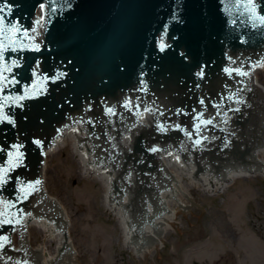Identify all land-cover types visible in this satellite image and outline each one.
Segmentation results:
<instances>
[{
	"label": "water",
	"instance_id": "water-1",
	"mask_svg": "<svg viewBox=\"0 0 264 264\" xmlns=\"http://www.w3.org/2000/svg\"><path fill=\"white\" fill-rule=\"evenodd\" d=\"M252 3L256 15L249 0H0L5 28L15 24L28 30L27 36L21 32L11 46L18 50L9 47L0 58V73L7 78L2 82L0 106L2 114L14 121L0 123V168H7L9 160L15 161L23 153L19 166L9 172L8 182L0 185V191L9 185L8 192L15 195L16 180L39 178L40 145L63 121L69 124L70 116L80 117L81 113L83 120L92 119L93 131L99 124L101 138L96 152L103 148L101 128L106 121L102 119L108 115L107 108L115 110L113 103H120L127 95L134 98L144 94L167 111L171 97L183 92L194 94L217 78L225 55L262 50L264 25L257 16L264 15V0ZM0 43L8 45L7 31L0 34ZM33 45H38L39 51H33ZM13 61L19 66H14ZM201 68L205 72L203 79L196 75ZM250 84L244 111L247 117L239 116L230 152L213 151V159L201 157L197 164L186 167L164 159L165 174L161 176L168 174L171 178L163 179L156 172L155 178L142 182L147 189L143 193H149L150 199L145 200L150 201L149 213L160 211L153 195L160 198L161 209L167 208V213L155 217L153 222L152 217L137 215L146 211L144 203H136L142 167L139 174H134L131 196L127 188L132 179L124 176L126 167L119 171L113 165L106 174L100 170L92 173L77 148L76 141H87L79 127L75 128L77 136L68 135L57 143L55 148L67 146L66 157L75 175L96 181L98 209L109 214L110 221H118V246H124V255H133L131 264H137L140 252L150 253L156 236L163 235V226H171V212L186 215V206H194V202L185 201L183 186L214 192L237 176L258 175L264 189V96H259L251 81ZM187 97L190 99L189 94ZM192 120L182 118L167 127L175 123L190 126ZM140 126L138 136L140 127L131 132L130 144L119 137L125 130L116 137L121 140L118 150L122 164L129 165V161L139 157L148 161L153 156L147 154L144 146L162 140L151 120L148 129L143 128L145 123ZM111 137L114 136L110 133L108 148ZM36 140L41 143L36 145ZM170 141L175 142L173 132L161 144L165 146ZM13 145L21 147L16 149ZM234 149L238 160L232 157ZM193 168L198 175L192 174ZM218 177L223 179L218 182ZM164 182L170 188L159 192ZM19 188L24 193L30 190L25 181ZM138 199L142 201L141 197ZM28 200V206L39 216L30 222L41 221V226H47L44 232L56 235V247H50L49 256L40 259L38 247L29 249L33 263L78 264L73 253L62 250L66 216H60L59 207L37 193L35 199L31 195ZM146 239L151 243L142 242ZM22 241L28 246L26 234Z\"/></svg>",
	"mask_w": 264,
	"mask_h": 264
},
{
	"label": "rangeland",
	"instance_id": "rangeland-1",
	"mask_svg": "<svg viewBox=\"0 0 264 264\" xmlns=\"http://www.w3.org/2000/svg\"><path fill=\"white\" fill-rule=\"evenodd\" d=\"M258 82L264 86L263 76ZM66 151L50 156L44 182L70 220L78 264H131L133 255H124V246H118V222L98 209L96 182L75 175ZM185 201L194 206H186V215L176 213L156 250L139 257L137 264H264V189L259 176L237 180L215 196L190 188ZM29 235L30 245L41 243L35 229Z\"/></svg>",
	"mask_w": 264,
	"mask_h": 264
},
{
	"label": "snow or ice",
	"instance_id": "snow-or-ice-1",
	"mask_svg": "<svg viewBox=\"0 0 264 264\" xmlns=\"http://www.w3.org/2000/svg\"><path fill=\"white\" fill-rule=\"evenodd\" d=\"M249 5L251 7V10L253 12L254 15H256L255 13V4L252 3V0H249ZM7 7V5H6ZM44 5L42 4L41 5V8H43ZM4 9L3 8H0V12H3ZM257 18L261 21L262 25H264V15H258ZM37 23H39V21H37ZM5 31H7V33L9 34V43L8 45H5L3 43H0V58L3 57V53L4 51L8 50L9 47H11L12 45H14L16 43V40L20 38V33L23 32V35L24 36H27V32L28 30H22L20 28H18L15 24H11L9 25L7 28H5V18L4 16H0V34H3ZM32 31H35V29H32ZM243 43V41H241ZM11 50L12 51H17L18 49L15 48V47H11ZM20 50H23V48H21ZM32 50L33 51H39V46L38 45H33L32 46ZM13 65L14 66H19L15 61H13ZM232 71H236L237 74L239 75H245L246 73H244L243 71L239 70V69H235V70H230V69H225V72L229 73V75H231ZM196 75L203 79L205 77V72H204V69L201 68L200 71H198L196 73ZM7 80L6 77H3V74L0 73V91H3V81ZM15 82V81H14ZM197 87H199V85H197ZM201 104H204V101L201 100L200 101ZM125 109L129 110V111H132V101L131 99H128L125 101V103L122 105ZM135 107L138 109L139 108V105H135ZM214 107H219L218 105H214ZM145 111H151L150 109H145ZM181 110H177V114H179ZM195 111V110H194ZM235 111H239V109H236ZM106 112L108 114H111V115H115V112L112 108H107L106 109ZM193 119L196 121V123L193 125V128H194V131L195 132H199L200 130V126L201 124H203L205 127L207 125H211L213 123V118H209V119H204V113L203 112H198L194 117ZM4 121H7L8 123H14V121H12L11 119H9L7 116L3 115L2 114V106H0V123L4 122ZM176 128L177 129H180L181 126L180 125H176ZM167 129L164 127V125H159L158 126V131H161V132H164L166 131ZM190 137L193 135L192 132H188L187 133ZM203 139H207L206 137H204ZM37 145H39L41 142L39 140H36L34 141ZM202 143V140H195L194 141V144L196 145H199ZM227 147V145H225ZM13 148H16V149H19L21 147V145H13L12 146ZM0 151H3V149H0ZM149 151L155 153L158 151L157 148L155 147H152L151 149H149ZM9 157L12 156V153L9 152L8 153ZM23 157V153H19L18 154V157L15 161H12V160H9L8 161V167L7 168H0V172H2L3 174L0 175V185H3V184H6L8 182L7 180V177H8V174L10 171L14 170L15 167L19 166V163H20V158ZM36 184H39L40 181H36L35 182ZM21 191L23 192V189H21ZM27 196H28V193H24V199H27ZM6 224H11V221L10 220H3V221H0V226H3V225H6ZM0 239H6V238H3V237H0ZM3 245H0V248H2Z\"/></svg>",
	"mask_w": 264,
	"mask_h": 264
},
{
	"label": "bare ground",
	"instance_id": "bare-ground-1",
	"mask_svg": "<svg viewBox=\"0 0 264 264\" xmlns=\"http://www.w3.org/2000/svg\"><path fill=\"white\" fill-rule=\"evenodd\" d=\"M263 76L264 78V71H259L256 72L255 75L253 76L251 82L253 84V86L255 87L256 91L258 92L259 96H264V86L260 85L258 82V77ZM67 147V146H66ZM65 147H60L57 148L52 154L50 155H55L56 152H59L61 150H63ZM55 149V148H54ZM50 158V157H49ZM48 157L47 162H48ZM47 166V163L45 165V168ZM45 171V169H44ZM43 171V172H44ZM258 175H249V176H237L234 179H232L231 181H229L228 183H226L225 185H223L222 187H220L219 189H217L216 191H214L215 195L220 194V193H224L227 189H229L237 180H241L244 178H249V177H256ZM92 180V179H91ZM94 182H96L95 180H92ZM189 187H185L183 186V191H184V196L185 198H187V192L189 191ZM51 200V199H50ZM54 204H56L59 207V211H60V216H66V222H65V234H67V242L69 244V246H71V240H70V233H69V226H70V220L67 217V215L64 213V211H62V209L60 208L59 204L55 203L53 200H51ZM175 216L176 213L175 212H171V225L173 224L174 220H175ZM118 222V221H117ZM171 226H163V235H157L156 239L154 241V244L151 248V251L154 252L156 250L157 244L160 240H162V238L165 237V235L167 234V232L170 230ZM24 229L26 231V238H27V242L28 240L30 241V235H29V231L32 229H35L38 233H40L42 235V240L41 243L36 246V247H31L28 244V247L31 248H37L38 247V251H39V255H40V259L49 256V247L52 245L53 247H56V235L54 234H50V233H46L44 232V230H47V226H41V221H35V222H29L28 225L27 223L24 226ZM66 236V235H65ZM146 253L140 252L139 257L142 258L145 256ZM75 256V255H74Z\"/></svg>",
	"mask_w": 264,
	"mask_h": 264
}]
</instances>
